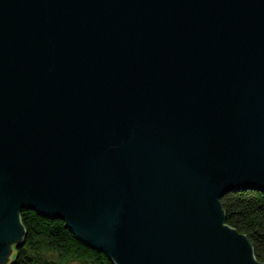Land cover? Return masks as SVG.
Returning <instances> with one entry per match:
<instances>
[{
	"label": "water",
	"instance_id": "95a60500",
	"mask_svg": "<svg viewBox=\"0 0 264 264\" xmlns=\"http://www.w3.org/2000/svg\"><path fill=\"white\" fill-rule=\"evenodd\" d=\"M241 190L264 192V0H0V264L24 210L115 264H264L226 222Z\"/></svg>",
	"mask_w": 264,
	"mask_h": 264
},
{
	"label": "trees",
	"instance_id": "16d2710c",
	"mask_svg": "<svg viewBox=\"0 0 264 264\" xmlns=\"http://www.w3.org/2000/svg\"><path fill=\"white\" fill-rule=\"evenodd\" d=\"M221 201L227 224L249 238L257 260L264 263V192L241 190ZM21 220L26 234L15 247L12 264H115L105 252L80 240L62 219L24 210Z\"/></svg>",
	"mask_w": 264,
	"mask_h": 264
},
{
	"label": "rangeland",
	"instance_id": "374dc122",
	"mask_svg": "<svg viewBox=\"0 0 264 264\" xmlns=\"http://www.w3.org/2000/svg\"><path fill=\"white\" fill-rule=\"evenodd\" d=\"M15 247L16 246H14V248H13V254H12V256H10L11 255V253H10L11 251L8 252V255H7V258H6V261H5L4 264H12L13 263L14 257L16 256Z\"/></svg>",
	"mask_w": 264,
	"mask_h": 264
}]
</instances>
